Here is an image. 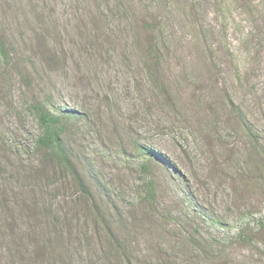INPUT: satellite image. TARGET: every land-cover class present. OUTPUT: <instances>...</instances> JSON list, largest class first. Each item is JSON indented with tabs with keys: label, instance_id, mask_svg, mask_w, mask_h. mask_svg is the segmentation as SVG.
Wrapping results in <instances>:
<instances>
[{
	"label": "rangeland",
	"instance_id": "obj_1",
	"mask_svg": "<svg viewBox=\"0 0 264 264\" xmlns=\"http://www.w3.org/2000/svg\"><path fill=\"white\" fill-rule=\"evenodd\" d=\"M0 33V264H264V0H0Z\"/></svg>",
	"mask_w": 264,
	"mask_h": 264
},
{
	"label": "trees",
	"instance_id": "obj_2",
	"mask_svg": "<svg viewBox=\"0 0 264 264\" xmlns=\"http://www.w3.org/2000/svg\"><path fill=\"white\" fill-rule=\"evenodd\" d=\"M148 16H145L142 21L141 29L144 32L155 33L157 26L153 25L152 21L147 19ZM42 46L47 47L49 49V43L45 39H42ZM154 46L149 45L148 47V55H154ZM14 54V49L11 44H9L4 36L0 33V57L6 61L11 62V55ZM45 55L43 57L44 62L49 64L55 63L56 52H51L50 50H45L40 54ZM47 55H53L52 57ZM35 116L38 123L39 134L35 140L36 147L43 153V159L46 163H52L57 166H62L66 169V171L71 175L73 180L75 181L78 188L85 194H88V187L86 182L80 173L79 169L76 166L74 161V157L70 152L69 147L66 145V141L64 138L65 134V123L66 121L77 118V112L71 109H57L55 113H51L41 104H36L34 107ZM247 131L251 140L254 143L253 146H256L257 149L255 151L261 155L264 159V150L260 148V145L254 141L253 133L248 127H244ZM149 157H157V155L152 151H144ZM160 160V159H159ZM165 166H169L170 163L160 160ZM167 164V165H166ZM145 170V167H143ZM149 192H151L152 182H149ZM237 235L242 236L241 231L237 230Z\"/></svg>",
	"mask_w": 264,
	"mask_h": 264
}]
</instances>
